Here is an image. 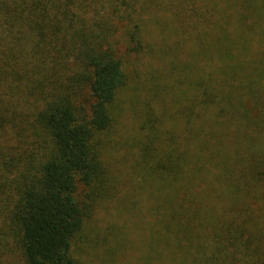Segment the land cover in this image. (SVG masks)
<instances>
[{"label": "trees", "instance_id": "16d2710c", "mask_svg": "<svg viewBox=\"0 0 264 264\" xmlns=\"http://www.w3.org/2000/svg\"><path fill=\"white\" fill-rule=\"evenodd\" d=\"M263 16L264 0H0V264H81L87 225L125 190L106 153L151 27L185 57L169 65L177 93L150 89L174 108L146 105L125 144L152 255L264 264Z\"/></svg>", "mask_w": 264, "mask_h": 264}, {"label": "rangeland", "instance_id": "374dc122", "mask_svg": "<svg viewBox=\"0 0 264 264\" xmlns=\"http://www.w3.org/2000/svg\"><path fill=\"white\" fill-rule=\"evenodd\" d=\"M262 23L264 24V16ZM148 39L153 45V53L127 59V68L132 69L130 76L132 84L121 94L120 103L124 107V112L112 133L118 147H109L106 153V159L112 163L113 173L125 190L118 192L111 206H100L94 218L87 225L86 238L84 237V240H87L85 247L87 251H83L86 256L80 259L81 264H170L163 258L161 246L160 249L157 248L158 250L154 249L155 254L152 255L150 246L154 248L157 243L155 234L150 228V208L146 198L148 186L136 170L138 156L135 148L125 144L126 142L129 144V140L137 136L139 125L146 118L144 114L146 105H150L156 113L163 111L164 108L168 110L174 108L172 96H166L163 101L149 100L150 89L155 86L160 90L162 86L167 85L174 88L177 93L178 76L181 73L176 70L170 74L169 65L171 60L180 64V59L185 60V57L184 54L178 52L174 38L167 31L161 34L155 27H151L148 31ZM167 48L170 49L171 54L167 53ZM260 85L264 88V79L260 81ZM132 102L136 103L131 110ZM165 125L168 126V124ZM127 188L133 189L131 200ZM119 199L127 201L125 208L119 206ZM121 233L127 234L128 239L123 242L122 246L116 248V242L120 241L117 236ZM104 239L105 242H102ZM108 240L112 243L107 246ZM107 253L112 255L108 256ZM179 262L173 261L172 263L179 264Z\"/></svg>", "mask_w": 264, "mask_h": 264}]
</instances>
